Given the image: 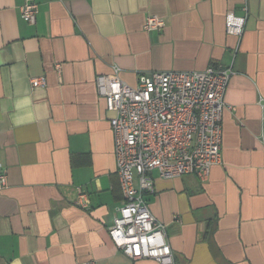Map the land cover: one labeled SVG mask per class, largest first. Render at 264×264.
<instances>
[{
	"label": "crops",
	"instance_id": "obj_1",
	"mask_svg": "<svg viewBox=\"0 0 264 264\" xmlns=\"http://www.w3.org/2000/svg\"><path fill=\"white\" fill-rule=\"evenodd\" d=\"M34 1L30 23L24 0H0V264H161L108 235L124 198L95 78L135 86L140 72L208 66L233 69L221 163L206 180L153 173L145 199L173 264H264V0ZM242 6L243 32L228 34L225 14ZM150 14L161 30L143 28Z\"/></svg>",
	"mask_w": 264,
	"mask_h": 264
},
{
	"label": "built area",
	"instance_id": "obj_2",
	"mask_svg": "<svg viewBox=\"0 0 264 264\" xmlns=\"http://www.w3.org/2000/svg\"><path fill=\"white\" fill-rule=\"evenodd\" d=\"M21 16L34 23L38 4L24 0ZM225 14V31L241 36L247 10ZM162 18L146 17L145 30H161ZM118 68L114 67V71ZM233 74L231 67L208 66L200 70H152L140 72L131 86L117 75L99 74L97 93L112 112L116 173L123 202L108 227L113 244L132 259L152 258L173 264L166 224L149 210L145 193L153 191V173L165 178L194 174L206 180L210 168L221 163L224 94ZM32 86L44 85V77H32ZM264 133V118H263ZM8 185L7 170L0 160V189ZM80 194L85 207L88 199ZM82 264H97L94 261Z\"/></svg>",
	"mask_w": 264,
	"mask_h": 264
}]
</instances>
